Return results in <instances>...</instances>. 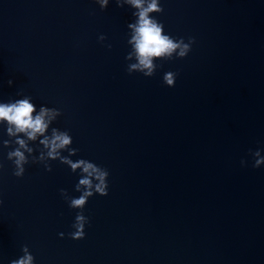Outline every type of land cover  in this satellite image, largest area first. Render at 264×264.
Listing matches in <instances>:
<instances>
[{
	"label": "water",
	"instance_id": "95a60500",
	"mask_svg": "<svg viewBox=\"0 0 264 264\" xmlns=\"http://www.w3.org/2000/svg\"><path fill=\"white\" fill-rule=\"evenodd\" d=\"M160 6L164 34L194 42L147 78L127 72L130 5L0 0V103L30 97L33 116L60 113L35 140L0 124V264L25 246L33 264H264V165L250 154L264 157V0ZM54 128L72 137L61 158L109 173L82 240L60 191L78 198L83 173L47 156ZM17 139L32 149L20 178L7 159Z\"/></svg>",
	"mask_w": 264,
	"mask_h": 264
},
{
	"label": "clouds",
	"instance_id": "9594fccd",
	"mask_svg": "<svg viewBox=\"0 0 264 264\" xmlns=\"http://www.w3.org/2000/svg\"><path fill=\"white\" fill-rule=\"evenodd\" d=\"M97 2L102 10L106 9L109 4V0H97ZM115 3L119 8H123L124 4H128L134 9L135 22L127 25L131 30L128 44L132 46V51L128 53L126 60L132 59L134 55L137 62L128 64L127 72L129 75L140 73L144 77L150 78L162 66L155 63V61H170L173 59L174 53L178 59H183L188 55L191 50L190 45L194 41L189 39L188 43H185L183 38L176 39L164 34L163 24L153 17V14L163 12L160 0H115ZM99 39L103 41L106 37L101 35ZM175 79L176 74L172 72L165 73L163 76L164 84L169 87L174 86ZM12 84L13 81L9 80L8 85L11 87ZM30 100V97H25L7 103H0V124L7 125L8 136H16L18 133H23L28 137V140H35L37 134L43 135L48 129L49 123L60 115L59 111L55 109L50 110L41 107L39 113L33 116L36 109ZM40 143L49 149L47 156L50 159L60 158L62 163L70 165L73 172L77 169L82 170L83 176L75 186V191L80 193L78 198L70 197L66 190L61 189L60 191L61 196L68 202L69 207L73 210H79L75 217V223L72 225L75 231L70 233V238L82 240L85 235V225L88 224V219L83 214V209L89 198L93 197L94 194H98L101 197L108 195L107 180L109 173L106 169L84 159L74 163L67 158H61L59 150L66 149L69 145H72V137L67 131L59 132L54 128L51 138L45 137ZM8 144V140L3 141L4 146ZM15 144L19 145V147L9 151L7 159L14 164L15 170L13 174L20 178L25 172L24 165L29 163L24 151H21V149L29 153L32 152V149L27 147L23 139H17ZM77 151V149L71 148L69 149V154H76ZM250 154L254 160V168L264 165V157L261 156L259 150ZM44 158V154L41 153L40 161H43ZM33 162H36L35 159ZM241 164L243 166L245 161H241ZM44 167L49 172L52 170L49 164H45ZM93 179L96 181L95 184ZM60 235L63 238V233ZM23 251L25 256L11 261V264H33L34 257L28 254L27 246L23 248Z\"/></svg>",
	"mask_w": 264,
	"mask_h": 264
}]
</instances>
